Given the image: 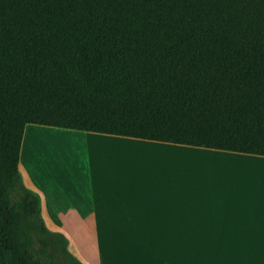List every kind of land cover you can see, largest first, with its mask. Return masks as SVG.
<instances>
[{"label": "trees", "instance_id": "16d2710c", "mask_svg": "<svg viewBox=\"0 0 264 264\" xmlns=\"http://www.w3.org/2000/svg\"><path fill=\"white\" fill-rule=\"evenodd\" d=\"M28 127L264 156V0H0V264H82Z\"/></svg>", "mask_w": 264, "mask_h": 264}, {"label": "crops", "instance_id": "0c3cea01", "mask_svg": "<svg viewBox=\"0 0 264 264\" xmlns=\"http://www.w3.org/2000/svg\"><path fill=\"white\" fill-rule=\"evenodd\" d=\"M47 129H26L39 164L18 170L45 226L82 264H264V156ZM75 134L85 143L80 160L58 153ZM88 197L92 211L82 218ZM47 204L65 210L60 226Z\"/></svg>", "mask_w": 264, "mask_h": 264}, {"label": "rangeland", "instance_id": "374dc122", "mask_svg": "<svg viewBox=\"0 0 264 264\" xmlns=\"http://www.w3.org/2000/svg\"><path fill=\"white\" fill-rule=\"evenodd\" d=\"M47 129V128H46ZM48 130V129H47ZM49 131V130H48ZM50 132V131H49ZM49 132H46V134L48 135ZM47 135L41 136L42 140H49L50 138H46ZM70 144L72 145V148L74 149V155L75 157H78V159H83L84 155H85V148H84V140L81 134H75L74 136H72V139L70 141ZM125 154H133V155H139V156H150V155H154V153H152L151 151H130V150H123L121 151ZM31 163V162H30ZM32 167V169H34V165L31 163L30 168Z\"/></svg>", "mask_w": 264, "mask_h": 264}]
</instances>
